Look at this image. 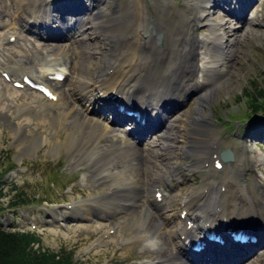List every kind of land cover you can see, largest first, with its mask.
<instances>
[{
    "label": "bare ground",
    "instance_id": "bare-ground-1",
    "mask_svg": "<svg viewBox=\"0 0 264 264\" xmlns=\"http://www.w3.org/2000/svg\"><path fill=\"white\" fill-rule=\"evenodd\" d=\"M23 1L15 16V20L19 23L24 22L26 16L29 17V25L26 27L23 24V27L29 30L34 26L36 28L32 31L38 35L55 40L65 37L72 43L67 52L65 48L61 49L63 46L56 44L43 42L39 43V46L51 53L56 50L76 55L68 59L67 63V60L60 59L62 56H55L48 64L43 63L42 72L44 81H49V76L55 72L65 74V67H69L70 72L75 74L69 82V95L71 99L78 100L82 108H75L76 105L70 102L67 94L61 95L56 90H53L56 100L50 102L63 101L64 110L59 122L65 126L70 120L69 123L72 125L70 126L72 130L68 131V138L74 142L75 149L72 155H80L81 159L91 153V170L95 173L97 181L110 184L106 198L95 199L90 205L110 203L114 207L109 214L113 216L120 208L126 209L130 202L134 205L140 202L145 206V212L137 220L143 224L146 240L150 245L156 246L152 252L156 254L152 264H264V257L258 259L259 256H264L263 250L259 249L260 240L264 241V214L262 217L261 208L264 202L259 203L250 194L248 186L239 181L238 175L242 173L241 169L238 166L233 167L230 162L222 166L221 169L225 171L220 179L211 176L215 183L214 188L206 187L199 195L195 189L188 191L194 194L191 198L184 197V201L179 205L177 217L175 208L171 209L173 212L171 215L160 214V218H157L151 216L146 207L159 209L166 207L167 194L162 188L161 180L164 176L169 178L181 173V164L171 167V161L166 156V151L175 147V141L183 139L184 143H180L177 150L182 151L183 157L190 158L194 156L196 150L198 151V144L194 143L205 135L210 138L209 133L214 130V125L206 117L205 109L214 101L216 97L214 88L221 83V78L226 73L233 75L234 68L233 64L226 65L233 50L229 49L228 44L225 45L224 39L235 35V39L239 40L238 34L246 32L252 25L253 21L248 19L247 11L254 1L249 0L251 3L247 5L244 3L245 0H221V3L224 2L227 7V12L239 23V28H233L232 20L221 15L220 22L204 24L209 26L211 33L199 38L197 34H191L187 24L184 23L175 27L173 21L172 24L166 23L169 24L166 28L163 27L158 18L145 11L143 5L141 6L142 1L132 0L124 33L126 45L114 61L111 50L103 56L98 65L89 62L94 58V52L87 43L98 34H104L107 39L108 34L117 29L115 22H110L106 18L107 0L87 6L88 8L84 7L85 0H63L65 4L62 3L52 9L47 6V0H31L30 5L28 3L26 7ZM196 1L194 0L192 4L195 5ZM198 1L201 10L194 15L196 25L203 23V19L212 13L219 12L217 8L220 9L215 0ZM81 10H88V17L75 24L68 23V16H75ZM187 14H191L190 11ZM258 17L256 13L255 18ZM89 23L92 24L93 31L86 32L90 28ZM261 23H264V19ZM119 25L120 22L117 23V26ZM153 30L154 33L163 32L166 40L161 42L160 38V41H157ZM64 31L68 33L65 35ZM80 31L83 34L80 35ZM201 54L204 55L202 59H200ZM159 62H161L160 67ZM25 74L28 73L21 71V78ZM66 78L68 77L66 76L63 81H66ZM36 80L43 81L37 78ZM202 86L207 87L208 90L200 91ZM191 88L198 95L197 106L193 113L189 114L179 108L180 103L188 97ZM108 96L114 99L111 100ZM45 101L49 102L48 99ZM117 103L140 111L146 119V124L141 126L133 117L119 113L116 110ZM174 109H179L175 117L176 111L171 115L168 114ZM89 114L92 117H89ZM124 121H132L134 127L132 126L131 130L127 127L123 128L121 134L112 124L122 126ZM178 121L183 123L180 127L176 124ZM158 127L164 131L159 134V138L154 139L151 134ZM175 129L179 131L178 135L173 134ZM259 130L255 129L253 133H259ZM128 137L143 142V145L137 146ZM103 139L106 144L101 145ZM220 143V140L213 141L208 151L215 173H219L214 160L221 151ZM233 157L235 161L234 153ZM117 159L122 161V169L119 171L113 169L121 165L117 164ZM158 159L160 164H154ZM261 188L264 194V183ZM118 194H122L125 198L117 197ZM244 209L247 211H243ZM173 221H176L177 227L169 233L164 232L166 225ZM211 225H216L222 230L229 226L251 228L253 229L251 232L258 239L255 243L237 244L240 251L234 254L227 251L222 255L210 256L207 249L198 254L187 251L186 244L189 239L198 238V233H202ZM169 239L173 241V248ZM200 254L203 256L199 257ZM251 258L254 260L250 261Z\"/></svg>",
    "mask_w": 264,
    "mask_h": 264
},
{
    "label": "rangeland",
    "instance_id": "rangeland-1",
    "mask_svg": "<svg viewBox=\"0 0 264 264\" xmlns=\"http://www.w3.org/2000/svg\"><path fill=\"white\" fill-rule=\"evenodd\" d=\"M30 1L24 0L23 5L25 7L28 3L30 5ZM57 1L47 0V6L50 9L56 8V6L60 5ZM101 1L85 0V4L90 7L92 4L100 3ZM140 1H142L141 6L143 5L145 11L158 18L160 25L163 27L166 28V25L172 24L173 21H175V27H179V25L181 26L184 23L187 24L191 34H199V37H204L206 34L211 33L209 26L204 24L220 22L221 15H224L221 14V9L228 10L224 2L221 3V0H215L220 6V9L217 8L219 12L205 17V23H199L201 25L199 27V25H196L194 16L197 11L201 10V4L198 0L195 5L192 4L194 0ZM251 1L245 0L244 3L249 5ZM21 2L22 0H0V38H7L10 34H18L15 42H8L2 45L4 50L0 51V64L4 67L0 66V68H5L12 76L13 74L17 76L15 79H19L21 77V72L19 76L17 73L19 68H24L28 74H38V64L43 62V60L44 63L47 62L48 64L55 56H62L60 58L67 61L71 57H76V55L68 54L71 52L64 53L54 50L51 53L41 48L39 43L45 42L63 46L61 49L65 48L67 52L72 43L71 40L65 37L55 40L35 33L38 35L37 37H41L36 39V35L31 33H34L32 29L36 27L33 26L29 30L26 29L29 25L28 16L25 17L24 22L20 23V29L22 30L20 31L13 20L12 13L14 11L15 18ZM131 2L132 0H107L106 10L108 13L106 18L110 22L114 21L117 29L108 34L107 39L109 40L106 39L104 34H98L87 43L90 44L89 48L94 52V58H92L93 60L90 59L89 62L98 65L102 61L103 56L110 53L111 50L114 55L113 61L119 57V52L126 45L124 33L128 24L129 3L132 5ZM189 11L191 14H187ZM88 12V10H81L75 16L71 15L70 18H67L68 23L75 24L82 21L88 17ZM208 12H211V10ZM255 13H258V18H255ZM81 14H84V17H81ZM248 18H252L253 23L247 28L246 32L238 34L239 40L235 39V35L224 39L226 41L225 45L228 44L229 49L233 50L231 58L228 59L229 62L226 61V65L233 64L234 68L233 75L226 73L221 78V83L214 88L217 98L215 97L214 101L205 109L206 117L214 125V130L210 131V138L205 135L194 143L198 144V151L196 150L194 156L190 158L183 157L182 151L177 150L178 145L184 143L181 137V140L175 141L174 148L166 151V156L171 161L170 166L181 164V173L176 176V178L179 177L178 181L174 176L169 178L164 176L162 178L161 184L163 183V187L168 193V199L171 195L170 205L164 207L167 213L158 212L154 214L155 210L149 208L151 216L160 218V214L171 215L173 213L172 208H175V212H179V205L184 201V197L188 196L191 198L194 194L188 192L190 189H195L199 195L202 189L206 187L214 188L213 185L215 183L211 176L213 175L215 178L220 179L225 171L222 169L219 173H215L216 171L211 166L208 151L211 143L215 140H220L222 150L228 148L235 154V161L233 160L231 165L233 167L238 166L241 169L242 173L238 175L239 181L248 186L251 191L250 194L259 203L264 202V194L261 188L262 183H264V162L262 161L264 160V144L259 143H264V132L263 134L261 133L264 129V117L252 119V117H259L261 111L253 115L247 111L252 99L250 87L252 85H256L259 88L264 87V23H261L264 19V0H256L253 3L249 10ZM118 22H120L119 26H117ZM23 24L26 27H23ZM231 26L239 28L240 25L237 21L234 24L233 21ZM88 27L90 28L86 32L93 31L91 23H89ZM67 33L68 31H64L65 35ZM81 33L80 31V35ZM157 34L163 35L161 42L166 40L163 32L154 33L155 37ZM138 36L140 37L139 34ZM200 59H202V55H200ZM160 65L161 62L158 63L159 67ZM68 71L70 72L69 67ZM43 74V78L39 80H44ZM68 75L70 79L67 81L61 83L50 81L48 84L52 89L58 91L59 94H67L70 102L76 105L75 108H82L81 103L78 100L71 99L69 95V82L75 74L70 72ZM34 79L36 80V78ZM24 88L26 89L27 87ZM207 90V87H201V91ZM191 92H194L192 88ZM197 95L196 92L190 96L188 95L187 100L179 109L184 112L187 111L186 113L189 114L193 113L197 106ZM32 98L36 100L33 102ZM43 99L39 93L35 94L32 90L14 89L12 83L3 79L0 74V173H2L0 189L5 193L2 200L7 201L21 191L29 197L40 196L37 200H34L35 204L32 203L17 209L13 216L8 209L3 210V213H0V224H4L2 228L35 231L44 247L51 250L63 248L68 252L72 251L74 258L80 264H147L146 261L152 264L156 257V254L152 252H154L156 246L150 245L146 240L143 224L137 220L145 212V206L142 205L141 207L130 209L123 218L108 221V217H105V214L107 216L111 215L109 212L113 211V205H110V203L102 205H94L93 203L90 205L95 199L106 198L110 184L97 183L98 179L91 170V153L84 155L81 159L80 155H72L75 149L73 148L74 142L68 138V131L72 130L70 127L72 125L69 123L70 120L66 122L65 126L62 122H59L61 121L62 110H64L62 109L63 101L55 102V104L46 102L45 99L43 101ZM85 103L88 104L87 101ZM179 109H174L168 114L171 115L176 111L174 113L175 117ZM249 114L250 116H248ZM88 116L92 117L90 114ZM109 116L111 117L110 113ZM246 118L247 120H244ZM176 124L180 127L183 123L178 121ZM255 129H260L259 133H253ZM118 132L121 131L118 130ZM178 132L175 129L173 134L178 135ZM258 135L259 139H251V136L258 137ZM152 136L154 139L159 138V133L154 132ZM100 144H106L105 139ZM136 145L140 146L141 143H136ZM117 162V164L121 165L115 166L113 169L119 171L122 169V161L117 159ZM154 164H160V159L156 160ZM160 166L163 167V165ZM176 168L174 167V169ZM6 169L10 171L6 172ZM42 200L48 202L38 204ZM83 202L87 203L81 205ZM75 204L78 205V210L82 211H77V214H74L69 220L63 219L62 212L66 210L65 207ZM261 208L263 217L264 204ZM205 211L207 212V210ZM243 211H247V209ZM9 222L14 224L10 225ZM30 223L35 224V229L31 228ZM113 225L117 227L115 231L112 228ZM176 225V223L175 226L174 223H169L163 231L169 233L172 230L171 228L177 227ZM262 240H260L259 245L264 252V243L261 245L264 242ZM169 241L173 248L172 239H169ZM201 256L203 254L199 255V257ZM263 257L259 256L258 259L261 260ZM252 260L254 259L251 258L250 261Z\"/></svg>",
    "mask_w": 264,
    "mask_h": 264
},
{
    "label": "trees",
    "instance_id": "trees-1",
    "mask_svg": "<svg viewBox=\"0 0 264 264\" xmlns=\"http://www.w3.org/2000/svg\"><path fill=\"white\" fill-rule=\"evenodd\" d=\"M252 99L248 106L249 113L264 112V87H250ZM261 100V101H259ZM7 171V169H6ZM2 173H0V181ZM2 185V184H1ZM5 196L0 189V212L7 208H19L34 203L36 197H29L23 191L3 201ZM0 264H80L72 251L63 248L51 250L44 247L39 235L34 231L11 230L0 227Z\"/></svg>",
    "mask_w": 264,
    "mask_h": 264
}]
</instances>
